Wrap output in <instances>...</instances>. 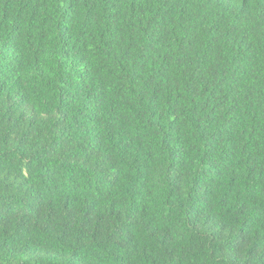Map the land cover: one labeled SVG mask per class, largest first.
<instances>
[{
    "label": "trees",
    "instance_id": "16d2710c",
    "mask_svg": "<svg viewBox=\"0 0 264 264\" xmlns=\"http://www.w3.org/2000/svg\"><path fill=\"white\" fill-rule=\"evenodd\" d=\"M0 264H264V0H0Z\"/></svg>",
    "mask_w": 264,
    "mask_h": 264
}]
</instances>
